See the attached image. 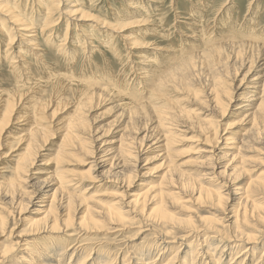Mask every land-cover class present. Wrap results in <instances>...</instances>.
I'll return each mask as SVG.
<instances>
[{
  "label": "rangeland",
  "instance_id": "374dc122",
  "mask_svg": "<svg viewBox=\"0 0 264 264\" xmlns=\"http://www.w3.org/2000/svg\"><path fill=\"white\" fill-rule=\"evenodd\" d=\"M3 1L5 7L12 8L16 14L24 15L27 19L32 17L31 28L35 37L19 38L15 35L13 24L5 19V12L0 11V95L5 92V95L10 93L16 98L13 117L5 123L0 133V188L4 189L5 181L13 177L14 161L20 154L30 128L29 112L33 105L54 92L55 98L49 102H57L58 105L47 108L43 114L45 119L41 122L42 128L53 138L37 151L32 168L22 176L24 181L21 180L17 189L21 187L25 191L17 190L14 195V199H22L21 204L10 205L9 197L0 190V214L3 217L8 215L7 220L4 219V228L0 226L3 229L0 230V250L11 247V242H18L21 237L28 238L27 243L15 247L17 250L12 253L10 263L1 264L23 263L19 255H25L29 260L25 264H36L40 262L39 259L45 258L43 251L49 248L60 253V258L57 256L59 262L54 261L56 264H66L71 251L62 254L61 247L80 242L86 243L89 249L85 248L79 257H89L87 262L93 261L94 264L104 255L115 259L112 264H143L145 261L161 264L172 257L176 260L169 264H183V260H192L187 256L191 244L196 245L199 251L195 264H228L247 245L243 243L245 238L252 236L255 242L249 245L255 249L245 263L264 264V214L260 213L263 217L261 220L252 216L243 221L239 216L237 223H232L231 217L235 215V209L242 208L244 194L251 193L252 199L264 202V189L260 192H253L251 188L246 193L244 191L251 179L259 174H263L264 178L263 117L256 119V127L259 126L256 129L260 131H252L253 118L258 115L255 114L258 104L256 99L261 96L264 80V0H53L59 1V4L55 5L52 13V21L57 22L52 30L50 25L55 22L41 28L45 16L44 13L40 14L41 9L37 6L39 2L49 3V0ZM70 1L79 8L74 14L66 13ZM131 5L135 7L131 9ZM32 7L35 10L29 12ZM7 27L14 28V33L10 32L14 35L11 44L7 40ZM19 33L27 35V32ZM26 39L32 40L34 45L30 47L23 44ZM238 43L245 46L246 58H236L229 49L230 56L222 58L219 68H215L209 58L203 55L205 50H227L229 45ZM6 50L14 54L19 52L20 58L24 59L20 67L13 63L10 53L4 54ZM3 57H9V60ZM147 65L150 73L163 66L162 77L165 75V80L168 78L166 85L163 82L164 85L154 89L150 81L152 76L141 78L143 75L140 73L143 72L138 68L143 66L145 70L149 68ZM221 85L229 89L228 96L221 94L222 106L216 105L213 99L216 87ZM83 94L93 97L84 108L87 129H77L75 134L85 138L88 149L82 152L78 146L69 145L64 148L67 155L61 161H56L55 155L61 147V135L74 115L77 98L80 95L84 97ZM157 110L177 113L167 123L169 128L158 125L154 117ZM129 116L135 119L131 122ZM210 123L213 127H210ZM224 132L235 141L232 148H224L226 154L221 149L223 139H219ZM213 134L219 143L210 148L211 153L202 152L204 148H209L207 144L210 141L208 145L213 144ZM167 158L175 167V173ZM94 161L98 163V168L93 175L97 177L96 180L100 179V183L86 180L75 183L74 177L87 172ZM216 163L219 167L217 173H221L227 163H230L228 169L238 164L239 167L242 165L243 170L235 177V173L227 171L221 173L222 177L217 174L223 180L216 175L205 179L202 174L206 167L216 166ZM169 166L173 170L166 176ZM62 171L66 173L67 180L73 178L72 182L65 184V190L77 192L73 193L77 196L71 223L67 226L60 222L64 217L62 213L60 218L58 216L62 210L59 204L54 213L59 218L61 229L57 226L50 230L49 221V226L47 222L34 227V220L43 216V213H38L39 205L46 204L42 201L50 199L48 196L57 187L58 176ZM186 178L194 180L190 184L192 187L189 184L183 187L184 181L188 182ZM224 179L227 184H233L230 187L232 194L219 187V180L224 182ZM199 182L211 189L215 187V190H222L224 197L220 205L217 206L214 195L197 198L196 185ZM156 189L166 197L163 199V207L169 216L165 221L160 219L161 222L153 214L145 218L151 212L150 209L155 207L156 199L145 206L143 211L138 206L141 199L150 200L148 195ZM145 190L148 194L143 197L141 192ZM64 193L60 192L57 202L64 200ZM139 193L140 204L138 202V205L132 207ZM61 196L62 199H59ZM78 196L89 200L84 201V204ZM112 203L123 212V223L110 222L105 209L110 208ZM2 206H5L4 209ZM5 208L10 212L7 213ZM84 208H90L93 217L99 221L96 225L84 223L87 227L81 226V217L86 212ZM224 215L227 217L221 219ZM190 221H194V225L201 231L181 240L183 234L192 228ZM199 227L219 230L220 235L217 238L215 233L202 231ZM228 233L242 240L237 241L240 246L231 251L229 246H222L228 242L219 239V236ZM159 234L164 235L165 241L159 238ZM24 246H28V251L25 250L28 256L21 250ZM29 250H32V254ZM76 258L70 264H76ZM139 258L143 261H138Z\"/></svg>",
  "mask_w": 264,
  "mask_h": 264
},
{
  "label": "bare ground",
  "instance_id": "6f19581e",
  "mask_svg": "<svg viewBox=\"0 0 264 264\" xmlns=\"http://www.w3.org/2000/svg\"><path fill=\"white\" fill-rule=\"evenodd\" d=\"M46 3H47V1H46ZM45 2L44 3H41V2H39L38 3V7L41 9V12H40V14H43L44 13V15L43 16H45L44 17V19H43V21H42V23H41V28H43V27H45L46 25H48V24H51V22H55V21H52L53 19H52V16H54V15H52V13H53V11H54V9H55V5L56 4H59V1L58 2H55V1H53V0H49V3H47L46 4ZM70 4H67V7H68V10L66 11V13H69V14H74L75 12H77L78 11V9L79 8H77L76 7V5L73 3V2H69ZM131 9L132 8H134L135 6L134 5H131V6H129ZM29 10H31V11H29V12H32V10H35L34 9V7H32V9H29ZM0 11H3V12H5V19L6 20H10V22L13 24V26L15 27V35L17 34V36H20L19 38H24L23 36H26L27 38H29V37H35V35L33 34V33H35L34 32V30H32V28H31V25H32V20H30V19H32V17H29L28 19L27 18H24V15H23V17H22V15H19V14H16V12H14L13 11V9L12 8H6L5 7V5H4V1L3 0H0ZM27 11V10H26ZM35 12H38V10L37 11H35ZM65 12V11H64ZM26 14V13H25ZM33 14H34V12H33ZM28 17V16H27ZM42 18V17H41ZM59 18V16L57 17V19ZM40 19V18H39ZM42 20V19H41ZM7 22V21H6ZM97 23H98V21H97ZM96 23V24H97ZM55 25H57V22H55V24L54 25H50V28H51V30H52V28L55 26ZM67 26H68V23H67ZM14 28H12V29H10V27H7V40H8V43L9 44H11L12 42H11V40H13V38H14V35H13V30ZM68 30V29H67ZM67 30H65V37H66V32H67ZM13 32L12 34H10V32ZM19 31H21V32H27V35L26 34H20L19 33ZM17 32V33H16ZM6 33V32H5ZM29 33H32V34H29ZM9 35V36H8ZM47 38H48V36H46ZM14 42V41H13ZM21 42H23L22 40H21ZM30 42V43H29ZM67 42V41H66ZM7 43V44H8ZM23 44H25V45H27V46H32V45H34L33 43H32V40H29V39H26V41H24L23 42ZM63 44V43H62ZM240 44V45H239ZM244 44V43H243ZM250 44V43H249ZM254 44V43H253ZM252 44V47H255L254 45ZM64 45V44H63ZM247 45V44H246ZM62 46V45H61ZM11 47H12V45H11ZM86 47V46H85ZM245 46H243L241 43H238L237 45L236 44H231V45H229L228 46V48H227V50L225 49V50H218V51H216V50H205V54L203 53V55H204V57H206V58H209L208 60L210 61V62H212L213 63V65L215 66V68H219L220 67V62L222 61V58H228L229 56H230V53L231 52H229V49H230V51H232V54L234 55V56H236V58H244V54L246 53L245 51L246 50H244L245 48H244ZM250 47H251V45H250ZM13 48V47H12ZM205 48V47H204ZM207 48V47H206ZM205 48V49H206ZM243 48V49H242ZM7 49V48H6ZM249 50V49H248ZM7 53H10V56L12 57L11 58V60L13 61V63L17 66V67H20L21 66V64L20 63H22V60L24 61V59L23 58H20V54H19V52H15V54L14 53H12V51L10 50V51H5V53L4 54H7ZM37 53V52H36ZM248 53V52H247ZM255 54V53H254ZM36 55V54H35ZM6 56V55H5ZM9 56V55H8ZM254 56V55H253ZM203 57V59H205ZM4 58V60H6V58L7 57H3ZM9 58V57H8ZM7 58V59H8ZM192 59H195L196 57H191ZM200 58V57H199ZM246 58V57H245ZM244 58V59H245ZM17 59H21V60H19V61H17ZM202 59V60H203ZM9 60V59H8ZM225 61V60H224ZM13 63H10V66H12L13 68H15V66H14V64ZM148 63V62H147ZM225 63V62H224ZM20 64V65H19ZM220 64V65H219ZM144 65H146V63H144ZM143 65V66H144ZM226 64H224V66H225ZM143 66H141V67H139L138 68V70H142V72L144 73H140V74H142L143 75V77H141V78H143V79H146L147 77H149V76H152L151 77V84L153 85V88L155 89V88H160L161 86H162V84H163V82L165 83L166 81H168L167 79L165 80V75L162 77V72H164V71H162V68H163V66H161V69H154V70H156V72H151L150 73V67L149 68H147L146 66V68L147 69H145L146 70V72H145V70L143 69ZM224 66H221V67H223L224 68ZM12 67H10V68H12ZM139 74V73H138ZM166 75H168V73H166ZM165 77V78H164ZM164 78V79H163ZM255 79V78H254ZM258 81V80H257ZM251 82V81H250ZM249 82V83H250ZM251 84V83H250ZM164 85V84H163ZM165 85H166V83H165ZM252 85V84H251ZM244 86H245V84H244ZM43 89V88H42ZM239 89H240V87H239ZM40 90H41V87H40ZM41 91H43V90H41ZM228 92H229V89L227 88V87H225V86H223V85H221V86H218V87H216V90H215V93H214V96H213V99L215 100V104L216 105H221L222 106V101H221V94H223V95H227L228 96ZM249 93V92H248ZM261 96L259 97V98H257L256 100H258V104H257V111H255V114H257L258 113V115H257V117H254L253 119H254V121H253V128H252V131H255V129L257 128V129H259V126H257L256 127V125H257V121L259 120V118L261 119L262 117H263V119H264V80L262 81V84H261ZM56 93L54 92V93H52V95L51 96H49V97H47V98H44V100H38L34 105H33V108L31 109V111L29 112V116H30V120H29V126H30V128H29V130H28V133H27V136H26V138H25V140L23 141V147L21 148V151H20V154L18 155V157H17V159H16V161H14L15 162V165H14V167H13V177H9L10 179L8 180V181H5L6 182V185H5V187H3L4 189H2V188H0V190H2L3 192L2 193H4V195L5 196H7V197H9V201H10V205L13 203V205H15V204H21V202H22V199H19L18 200V197H17V199L15 198L14 199V195L16 194V192H17V187H18V185L20 184V182H22V181H24V179H23V177L22 176H24V174L26 173V171L29 169V168H32L31 166L33 165V162H34V159H35V156H36V153H37V151L38 150H40L42 147H44L48 142H49V139L50 138H53V137H51L50 135V133L46 130V129H43L42 128V125H41V122H42V120H44L45 118L43 117V114L45 113V111L47 110V108H49V107H52V106H55L56 107V105H58L57 104V102H49L50 100H51V98L53 99V98H55L54 97V95H55ZM84 95V97L83 96H79L78 98H77V103H76V106H75V108H74V115L71 117V119H69V121L67 122V126L65 127V130L63 131V133H62V135H61V147L58 149V151H57V154L55 155V160L56 161H61L62 159H63V157H65L66 155H67V153H65V151H64V148L65 147H67V146H69V145H76V146H78L79 147V149L80 150H82V152L84 151V150H87L88 148H86V146H85V138L84 139H82V138H80L79 136H77L76 134H75V132L77 131V129H82V130H86L87 128V124H86V117H85V110H84V108L87 106V104H89L90 102H91V100H92V96L90 95V94H88V95H85V94H83ZM248 95V94H247ZM253 95V94H252ZM1 97H0V133H1V130L3 129V126L5 125V123L11 118V117H13V114H14V111H15V106H16V98L14 97V96H12L10 93H8V95L6 94L5 95V92H4V94H2V95H0ZM229 96H230V94H229ZM253 97V96H252ZM251 97V98H252ZM230 99V98H229ZM254 100V99H253ZM45 101H47V102H45ZM225 105H227V104H225ZM172 111V110H171ZM180 114V113H179ZM177 115V113L175 112H171L170 113V110L168 111V110H157L156 112H155V114H154V117H155V119H156V122L158 123V125L159 126H162L163 128H169V127H167V123L169 122V121H172V119L175 117ZM181 116H182V114H181ZM259 116V117H258ZM133 119H135L134 118V116H129V121H131L132 122V120ZM256 119H258L257 121H256ZM262 119V120H263ZM261 121V120H260ZM128 123V122H127ZM171 123V122H170ZM261 123H263V122H261ZM134 124V123H133ZM127 125H129V124H127ZM157 125V126H158ZM210 125H211V123H210ZM263 125V124H262ZM130 126V125H129ZM134 126V125H133ZM132 126V127H133ZM170 126V125H169ZM207 126V125H206ZM205 127V126H204ZM210 127H213V125H211ZM262 127V126H261ZM263 128V127H262ZM128 129H130V128H128ZM127 129V130H128ZM133 129V128H132ZM202 129H204V128H202ZM208 129H210V128H208ZM213 129V128H212ZM211 129V130H212ZM256 129V130H257ZM261 129V128H260ZM136 130V129H135ZM205 130H207V129H205ZM257 131H260V130H257ZM206 132V131H205ZM208 132V131H207ZM167 133H169V131L167 132ZM171 133V132H170ZM169 133V134H170ZM209 133V132H208ZM207 133V134H208ZM169 134H168V136H169ZM216 134V133H215ZM253 134V133H252ZM135 135V134H134ZM166 136H167V134H165ZM172 135V134H171ZM254 135V134H253ZM213 136H214V134H213ZM211 137L214 141H213V144L211 145H208L210 142L209 141H206V143L207 142H209L208 144H207V147H209L208 149L206 148H204V150H202V152H206V153H211V151H210V148H212V147H216L215 146V144L218 142V140L219 139H223V141H222V144L221 145H223V147L221 148L222 149V152L224 151V148H227V147H230V148H232L231 147V145L235 142L234 141V139L232 138V137H230V136H226V133L224 132L223 133V135L216 141V135L214 136V137ZM206 137H208V136H206ZM255 137V136H254ZM256 137H259V136H256ZM255 137V138H256ZM166 138V137H165ZM208 139V138H207ZM211 139V140H212ZM259 139V138H258ZM210 140V139H209ZM155 141V140H154ZM87 143V142H86ZM219 143V142H218ZM256 143H258L257 141H256ZM121 144V143H120ZM153 144V143H152ZM151 144V145H152ZM235 144V143H234ZM233 144V145H234ZM121 145H123L124 146V144H121ZM120 145V146H121ZM142 146V145H141ZM217 146H219V145H217ZM122 147V146H121ZM236 147V146H235ZM234 149V148H233ZM128 150V149H127ZM217 150V149H216ZM89 151H91L92 152V154H93V151L90 149ZM85 152V151H84ZM88 152V151H87ZM86 152V153H87ZM126 152V151H125ZM128 152V151H127ZM225 152V151H224ZM89 153V152H88ZM129 153H131V151L129 152ZM230 153V152H229ZM214 154V153H213ZM213 154L211 155V156H213ZM225 154H226V152H225ZM224 154V155H225ZM228 154V153H227ZM231 154V153H230ZM234 154V153H233ZM83 155H85V153H83ZM120 155V154H119ZM130 155V154H129ZM88 156V155H87ZM90 156V155H89ZM123 156V155H122ZM125 156V155H124ZM222 156V155H221ZM228 156V155H227ZM231 156V155H230ZM209 157V156H208ZM225 157V156H224ZM233 157V156H232ZM125 158V157H124ZM237 158V157H236ZM168 159V158H167ZM166 159V160H167ZM210 159V158H209ZM229 159V158H228ZM108 160V159H107ZM134 160V159H133ZM168 160H170V159H168ZM232 160H234L233 158H232ZM241 160V159H240ZM96 161V160H95ZM91 162V165H90V169L87 171V172H84V173H79L78 174V176L77 177H74V179L76 180L75 181V183H79V182H82V181H84V180H86V181H99V183H100V179H98V180H96L95 178H97L96 176H94L93 175V173H95L96 171H97V164L98 163H96V162ZM125 161V160H124ZM243 161V160H242ZM109 162V161H108ZM246 162V161H245ZM90 163V162H89ZM112 163V162H111ZM172 164V162H171V160L168 162V164ZM222 163V162H221ZM241 163V162H240ZM124 164V163H123ZM228 165L226 166L225 165V167H224V169H223V171L221 172V173H224L225 171H227V173L229 172V173H235L234 174V177L235 176H238V175H236V174H238V173H240L239 171L240 170H243V168L240 166H238V164L237 165H233L232 167H230L231 169H228V167L230 166V163H227ZM241 164H243V163H241ZM246 164H247V162H246ZM122 165V164H121ZM125 165V164H124ZM210 165V164H209ZM213 165V164H212ZM244 165H245V163H244ZM248 165H250V164H248ZM172 166H173V164H172ZM109 167V166H108ZM174 167V166H173ZM173 167H171V166H169V168L167 169V171H166V173H165V175L167 176L168 174H171L172 173V170L174 171V173H175V167L173 168ZM115 168V167H114ZM117 168V167H116ZM171 168H173V169H171ZM217 168H219L218 167V164L216 163V166H215V164L213 165V166H208V167H206V171H205V173H203L202 175L203 176H205V179H207V177H208V179H211L212 177H214V175H216V177L217 178H220L218 175H222L221 173H217L216 171H218L217 170ZM244 168H246V167H244ZM250 169V168H249ZM246 169H244V171H245ZM248 170V169H247ZM109 171V170H108ZM250 171V170H249ZM248 171V172H249ZM132 172V171H131ZM131 172H129V174L131 173ZM247 172V173H248ZM263 173V172H262ZM27 174V173H26ZM218 174V175H217ZM243 174V173H242ZM131 175V174H130ZM12 176V175H11ZM133 176V175H132ZM174 176V175H173ZM226 176V175H225ZM66 173L64 172V171H62V173H60L59 174V176H58V180H57V187L52 191V193L48 196L50 199L48 200V201H42V203H44V202H47L46 204H43V205H39L40 207H39V210L38 209H36V210H38V213H43V216L42 217H40V219H38V220H34V222L32 223V225L34 226H36V225H39L40 226V224H46L48 221L50 222V226H49V222H48V226L50 227V230H53V229H55V228H57V226H59L58 225V219L60 218V215H61V213H62V216L64 217V219L63 220H61L60 222H62L63 224H65V225H69L70 223H71V219H72V211L74 210L73 209V205H74V201H75V199H76V196L77 195H75V194H73V193H75L76 191L74 190V192L73 193H71V192H68V191H66L65 189H67V188H65V184H68L69 182H72V180H73V178L71 179V180H67L66 179ZM163 177V176H162ZM222 177V176H221ZM263 177V174H259L258 176H256L255 177V179H251L250 181H248V184H247V187H245L244 189V191H245V193L247 192V190H249L250 188H251V191H253V192H258V190H259V192L262 190L263 191V189H264V178H262ZM69 178V177H68ZM130 177H128V179H129ZM187 180H188V182L186 181H184V184H183V187L184 186H187L188 187V184H189V186H190V184H192L193 183V181L194 180H192V179H189V178H186ZM207 179V180H208ZM250 179V178H249ZM22 180V181H21ZM184 180V179H183ZM213 180V179H212ZM211 180V181H212ZM217 180V179H216ZM220 180H223L222 178H220ZM220 180H219V182H218V184L220 185L219 187H221V188H224V190H228V193H231L230 191H232L231 190V186L233 185V184H230V183H228L227 184V181H225V179H224V182H220ZM227 180V179H226ZM218 181V180H217ZM217 181H216V183H217ZM93 182V183H94ZM190 182V183H189ZM235 182V181H234ZM211 183V182H210ZM213 183V182H212ZM215 183V184H216ZM226 183V184H225ZM23 184V183H22ZM71 184V183H70ZM73 184V183H72ZM75 185H77V184H75ZM204 184H202L201 182H199L198 183V185H196V194H197V198H200V197H210V196H216V199H217V206L218 205H220L221 204V202H222V200H223V197H224V195L222 194V190H215V187L213 188V189H211V188H209V187H206V186H203ZM2 186H4V185H2ZM69 186V185H68ZM72 186V185H71ZM209 186V185H208ZM216 186V185H215ZM237 186V185H236ZM1 187V186H0ZM67 187V186H66ZM190 187H192V186H190ZM233 187V186H232ZM19 188V187H18ZM72 188V187H71ZM88 188H89V186H88ZM87 188V189H88ZM218 188V187H217ZM87 189H85V190H87ZM96 189V188H95ZM148 189V188H147ZM150 189V188H149ZM189 189H191V188H188V190ZM239 189V188H238ZM19 190H24L25 191V189H21V187H20V189ZM19 190H18V192H19ZM66 191L65 193L63 192V191ZM157 190V189H156ZM162 190V189H161ZM179 190V189H178ZM184 190V189H183ZM224 190H223V192H224ZM149 191V190H148ZM234 191V190H233ZM238 191V190H237ZM242 190H240V192H241ZM60 192H62V193H64L62 196L64 197V200L63 201H61L60 202V200H59V202H57V196L60 194ZM249 192V191H248ZM26 193V192H25ZM77 193V192H76ZM144 193V194H143ZM18 194V193H17ZM79 194V193H78ZM86 194V193H85ZM141 194H142V196L143 197H146V195L148 194V192H147V190H145V192H141ZM141 194L139 193L138 195H136L137 196V198H135L134 199V201H133V203H132V201H131V203L133 204H131L132 205V207L133 206H136V205H138V202L140 201L139 200V197L141 196ZM232 194V193H231ZM243 194V193H242ZM256 195H257V193H255ZM259 194V193H258ZM262 194V193H261ZM28 195V194H27ZM26 194H25V196H27ZM32 195V194H31ZM65 195V196H64ZM82 194H80V196H81ZM87 195V194H86ZM239 195V194H238ZM250 195H251V193H250ZM250 195H243L242 197V200L243 201H241V209L240 210H237V209H235L236 210V212H235V215H232L231 217L233 218V220H232V223H237L239 220V216L241 217V219H243V221L245 220L246 221V219L247 218H249V217H252V216H257V218L258 219H262L263 217H262V215L260 214V213H262V214H264L263 212H264V202L262 203V202H258L256 199L257 198H254V199H252L251 197H250ZM18 196V195H17ZM62 196L61 197H58L59 199L61 198L62 199ZM241 196V195H240ZM251 196H253V195H251ZM28 197V196H27ZM79 197V196H78ZM143 197H141V198H143ZM150 197V200H148V201H145L146 199L145 198H143V199H141V204H140V202H139V204L140 205H138V206H141V208H140V210L141 211H143V209H144V207L145 206H147L148 204H150V203H152L151 201H153V200H155L156 199V202H155V207L153 208L152 206H150V207H152L151 209H150V213L149 214H147L146 215V217L145 218H147V217H149V216H152V214L153 215H155V217H157V219L158 220H160V219H164V221H165V219H167V218H169V216L168 215H166L165 214V209H164V207H163V199H164V193L162 192V191H155V190H153V192L152 193H150L149 195H148V198ZM169 197H170V195H169ZM3 198V197H2ZM41 199H42V197H40ZM44 198V197H43ZM79 198H81V197H79ZM92 198V197H91ZM90 198V199H91ZM166 198V197H165ZM226 198V197H225ZM235 198H236V196H235ZM240 198V197H239ZM78 199V198H77ZM6 200V199H5ZM17 200H18V202H17ZM24 200V199H23ZM40 200V199H39ZM80 200V199H79ZM87 200H89L88 198H83V196H82V198H81V201H83V203H84V201L86 202ZM206 200H208L207 198H206ZM259 200V199H258ZM1 201H3V200H1ZM21 201V202H20ZM92 201H95V200H93L92 199ZM261 201V200H260ZM91 202V201H90ZM95 202H97V201H95ZM95 202H93V204L95 203ZM115 202H117V200L115 201ZM238 202V201H237ZM1 203V202H0ZM3 203L5 204V202L3 201ZM7 203V202H6ZM80 203V202H79ZM261 203H262V205H261ZM60 204V208L62 209L61 211H60V213H59V218L57 217V216H55L56 214L54 213L56 210V208L58 207V205ZM82 204V203H81ZM85 204V203H84ZM117 204V203H116ZM115 204V205H116ZM2 205V204H1ZM1 205H0V207H1ZM7 205V204H6ZM9 205V204H8ZM83 205V204H82ZM101 205H103V204H101ZM238 205V204H237ZM236 205V206H237ZM22 206V205H21ZM38 206V205H37ZM76 206H77V204H76ZM80 205H78L77 207H79ZM97 206V205H96ZM112 206V207H111ZM113 205V203H112V205H110V208L109 207H107L105 210H107V212H106V214H107V216L109 217V219H111L110 220V222H114V221H118V223L119 222H122L123 221V212L121 211V209H119V208H116L117 206H114ZM3 207V206H2ZM5 207V206H4ZM4 207H3V209H4ZM82 207V206H81ZM149 206H148V208H150ZM238 207H239V205H238ZM80 208V207H79ZM99 208V207H98ZM138 208V209H139ZM235 208V207H234ZM6 209V208H5ZM84 209H86V212L83 214V216L81 217V226L83 227V225L85 226L86 224L88 225V224H91V225H96L97 224V222H99V221H97L94 217H93V213L91 212V210H90V208H84ZM137 209V210H138ZM239 209V208H238ZM14 210V209H13ZM17 210V209H16ZM60 210V209H59ZM132 210H133V208H132ZM21 211V210H20ZM101 211V210H100ZM1 212V211H0ZM6 212L7 213H9L10 211H8V209H6ZM34 212H36V211H34ZM96 212V211H95ZM139 212V211H138ZM105 213V212H104ZM104 213H102V214H104ZM145 213V212H144ZM58 214V213H57ZM1 216H0V226H2L3 227V225L4 224H6V222L4 221V219H6L7 217H8V215L6 216V217H3L2 216V214H0ZM6 215V214H5ZM39 215V214H38ZM99 215V214H98ZM105 215V214H104ZM106 216V217H107ZM142 216V215H141ZM140 216V217H141ZM39 217V216H38ZM63 217H61V218H63ZM227 216L226 215H224V216H222V218L221 219H224V218H226ZM34 218H36V217H34ZM188 219V218H187ZM186 219V220H187ZM7 220V219H6ZM78 221H79V219H77ZM107 220H108V218H107ZM106 220V221H107ZM189 220V219H188ZM228 220V219H227ZM226 220V221H227ZM73 221V220H72ZM204 221V220H203ZM208 221V220H207ZM207 221H206V223H207ZM77 222V221H76ZM109 222V223H110ZM160 222H161V220H160ZM205 222V221H204ZM84 223H86V224H84ZM117 223V224H118ZM123 223V222H122ZM190 223H191V225H192V228L188 231V232H186L185 234H183L184 236L183 237H181V238H183V239H181V240H185V239H187V238H189L194 232H196V231H201L200 229H197V227H196V225H194L195 223H194V221H190ZM198 223H199V221H198ZM209 223V222H208ZM230 223V222H229ZM29 224H30V221H29ZM61 224V223H60ZM77 224V223H76ZM142 224V223H141ZM200 224V223H199ZM202 224V223H201ZM31 225V226H32ZM87 225H86V227H87ZM206 225V224H205ZM213 225V224H212ZM34 226V227H35ZM45 226V225H44ZM62 226V225H61ZM66 226V227H67ZM198 226V225H197ZM140 227V226H139ZM142 227H144V226H142ZM141 227V228H142ZM209 227V226H208ZM4 228V227H3ZM36 228H39V227H36ZM45 228V227H44ZM43 228V229H44ZM59 228L61 229V227L59 226ZM199 228H201V227H199ZM210 228V227H209ZM209 228H207V227H204L203 229H202V231H208V232H210V233H215V235H216V237L218 238V235H220V233L218 232V231H215L214 229H209ZM214 228V227H213ZM32 229V228H31ZM42 229V228H41ZM0 230H3L2 228L0 229ZM29 230V229H28ZM77 230V229H76ZM143 230V229H142ZM141 230V231H142ZM234 230V229H233ZM34 231V230H33ZM73 231V230H72ZM85 231V230H84ZM140 231V232H141ZM144 231V230H143ZM167 231V230H166ZM236 231V230H235ZM238 231V230H237ZM236 231V232H237ZM10 232V231H9ZM28 232V231H27ZM51 232V231H50ZM60 232V231H59ZM85 232H87V230L85 231ZM168 232V231H167ZM221 232H222V230H221ZM232 232V231H231ZM234 232V231H233ZM37 233V232H36ZM57 233V232H56ZM159 233V232H158ZM165 233V232H164ZM219 233V234H218ZM227 233V232H226ZM238 233V232H237ZM27 234V233H26ZM29 234V233H28ZM230 233H228V234H225L226 236H223V235H221V236H219V239H223V240H225V242H228V243H226V244H224V245H222L223 246V248H225L226 246H229V249H230V251L232 250V249H234V248H236V247H238V246H240V244H237V241H242V240H240V238L238 239H236V238H233V236L231 237L230 235H229ZM233 234V233H232ZM24 235V234H23ZM46 235V234H45ZM67 235V234H66ZM69 235V234H68ZM74 234H72V236H73ZM160 235V234H159ZM209 235V234H208ZM237 235V234H236ZM27 236V235H26ZM72 236H70V237H72ZM163 236L164 235H160V237L159 238H162L163 239ZM54 237V236H53ZM156 237H158V236H156ZM211 237H214V236H211ZM248 237V236H247ZM152 238V237H151ZM233 238V239H232ZM28 239V238H27ZM26 238H23V237H21V239L18 241V242H11V244H12V246L11 247H6L5 249H3V250H0V264L1 263H10V261H11V259H12V253H14V250H15V247L17 246L18 247V245L21 243H23V244H25V243H27L28 242V240H27ZM56 239V238H55ZM58 239V238H57ZM86 239V238H85ZM85 239H84V241H85ZM246 240L243 242V243H245V244H247V245H245V246H243L242 247V249L240 250V255H238V256H234V257H232L231 259H230V263H228V264H234L235 262H236V264H246L245 263V260L246 259H248L249 258V256L251 255L250 253L251 252H253L252 250H254L255 249V247L254 246H251V245H249V243H254L255 242V237L254 236H252V237H248V238H245ZM58 240H60V239H58ZM82 240V239H81ZM88 240V239H87ZM164 240V239H163ZM68 241V240H67ZM72 241V240H71ZM75 241V240H74ZM165 241V240H164ZM59 242V241H58ZM61 242V241H60ZM63 242V241H62ZM69 242V241H68ZM196 242V241H195ZM203 242V241H202ZM57 243V242H56ZM144 243V242H143ZM161 243V242H160ZM180 243V242H179ZM181 243H183V242H181ZM92 244V243H91ZM191 244V243H190ZM5 245V244H4ZM28 245V244H27ZM156 246V245H155ZM216 246H218V245H216ZM3 247V246H2ZM20 247H22V246H20ZM27 247L28 246H24L21 250H23V254H26L27 256H28V252H26L25 250H27ZM31 247V246H30ZM92 247H93V245H92ZM47 247H45L44 249H46ZM59 248V247H58ZM85 248L86 249H89V248H87L86 247V243H82V242H80V243H69L68 245L67 244H65L63 247H61V249H60V252H62V254L63 253H66V252H70L71 251V256H70V258H69V260L66 262V264H70V262H73L74 260H75V258L76 257H78V258H76V264H94V262L93 261H88L87 262V259L89 258V257H86V258H84V257H79V254L83 251V250H85ZM157 248V247H156ZM159 248V247H158ZM161 248V247H160ZM163 248V247H162ZM217 248V247H216ZM223 248L221 249V252L223 251ZM102 249V248H101ZM17 250V249H16ZM15 250V251H16ZM43 250V249H42ZM46 250H47V254L45 253L46 252ZM45 251H43L44 253L43 254H45L46 256H45V258H43V259H39V263H36V264H56V263H58L59 261L57 260L58 259V257L60 256V253H59V251L57 252V251H55L54 250V248L53 249H50L49 248V250L48 249H46ZM28 251V250H27ZM30 252H31V254H32V250H29ZM107 251V250H106ZM41 252V251H40ZM178 252V251H177ZM176 252V253H177ZM207 251H205L204 253L205 254H207L206 253ZM90 253H91V251H90ZM89 253V254H90ZM176 253H175V255H176ZM198 253H199V251H197V247H196V245H190V247H189V252L187 253V256L188 257H191V262H189L190 264H195L194 263V260H195V257H197L198 256ZM159 254H161V252H159ZM264 254V253H263ZM262 254V255H263ZM30 255V254H29ZM78 255V256H77ZM110 255V254H109ZM174 255V254H173ZM241 255H243L242 256V258H240L239 256H241ZM261 255V256H262ZM19 256H21V258H22V262L23 263H18V264H25V263H28L29 262V260L27 261V258L26 257H24L25 255H19ZM41 256H42V253H41ZM58 256V257H57ZM62 256V255H61ZM16 257V256H15ZM32 257V256H31ZM75 257V258H74ZM134 256H132V258H133ZM29 258H30V256H29ZM60 258V257H59ZM73 258V259H72ZM198 258V257H197ZM240 258V259H239ZM137 259V258H136ZM149 259V258H148ZM147 259V260H148ZM202 259V258H201ZM219 259H220V256H219ZM237 259H239L238 261H236ZM20 260V259H19ZM49 260H51V261H49ZM115 259L113 258V257H110V256H108V255H104L102 258H100V260L98 261V262H96L95 264H112L113 262H115L114 261ZM174 261V260H176V258H174V257H172L171 259L169 258V260L167 261V262H162L161 264H169V262L170 261ZM179 260V259H178ZM177 260V261H178ZM259 260L260 259H258V262H259ZM16 261V260H15ZM56 263H55V262ZM138 261H143V260H141L140 258H139V260ZM181 261V260H180ZM217 261V260H216ZM18 262V261H17ZM188 262L186 261V260H183V264H188ZM201 262H202V260H201ZM138 263V262H137ZM171 263H173V262H171ZM170 263V264H171ZM181 263V262H180ZM124 264V263H123ZM143 264H151V262H146L145 261V263H143ZM198 264V263H197ZM204 264H207V263H204ZM209 264V263H208Z\"/></svg>",
  "mask_w": 264,
  "mask_h": 264
}]
</instances>
